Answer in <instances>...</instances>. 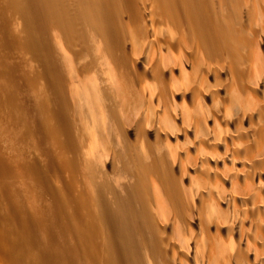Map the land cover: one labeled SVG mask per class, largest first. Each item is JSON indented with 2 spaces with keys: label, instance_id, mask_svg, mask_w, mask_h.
Masks as SVG:
<instances>
[{
  "label": "bare ground",
  "instance_id": "1",
  "mask_svg": "<svg viewBox=\"0 0 264 264\" xmlns=\"http://www.w3.org/2000/svg\"><path fill=\"white\" fill-rule=\"evenodd\" d=\"M10 1L17 7V0ZM143 1L112 0L109 17L95 11L94 0H26L24 4L31 21L49 36L43 42L32 41V48L46 63L44 76L59 100L66 83L47 65L56 40L68 50L81 83L98 90L103 82L109 95L122 93L125 101L149 109L147 120L123 130L125 152L131 154L138 144L136 158L145 159L137 160L140 185L134 196L138 205L134 219L138 217L140 223L136 230L110 236L106 243L110 261L145 264L146 251L149 258L171 264H264V137L238 117L245 110L253 113L261 98L256 101L242 78L235 90L237 107L223 109L224 101L230 104L234 97L224 90L229 85L225 76L218 74L226 70L243 74L255 59L258 43L238 14L243 0H228L236 13L226 19L219 15L225 0H151L157 30L146 23L144 39L132 45L130 21L134 24L136 11L147 6H141ZM2 42L7 48L15 45L11 40ZM101 55L111 63L102 65ZM46 112L50 118L52 111ZM14 118L16 126L23 124V130L44 143L53 134L51 125L43 129L22 116ZM64 137V145L76 153L81 137L69 128L64 129ZM32 163L30 168H37ZM112 164L101 162V172L114 173ZM84 168L87 173L88 167ZM125 180L121 171L117 183L124 185ZM2 195L8 202L7 211L0 214L5 238L13 233L23 241L20 248L5 254L12 264H88L82 245L94 230L80 214L81 202L73 214L76 233L67 230L60 237L50 230L35 241L32 235L39 220L21 207L10 190ZM161 204L166 217L159 210ZM200 211L209 223L199 222ZM172 238L180 249H171Z\"/></svg>",
  "mask_w": 264,
  "mask_h": 264
},
{
  "label": "rangeland",
  "instance_id": "2",
  "mask_svg": "<svg viewBox=\"0 0 264 264\" xmlns=\"http://www.w3.org/2000/svg\"><path fill=\"white\" fill-rule=\"evenodd\" d=\"M17 1V7H12L10 0H0V12L3 11L0 15V214H5L8 208L2 191L10 190L21 207L39 220L32 235L35 241H39L50 230L60 237L67 230L76 233L73 214L76 203L81 202L83 207L80 214L84 221L92 223L94 230L87 243L82 245L84 260L88 264H114L110 261L106 243H110V236L118 237L139 227L138 217L134 219V213L138 211L134 196L140 185L137 160H145L141 156L142 159L136 158L138 144L133 145L131 154L127 150L125 152L121 146L123 130L147 120L149 109H144L137 101H125L122 93L109 95L103 82L98 90L81 83L78 73L72 68L68 50L56 40L51 44L47 65L66 83L65 95L59 100L55 96V87L48 85L44 76L46 63L34 54L32 48V41L43 42L49 36L26 14V0ZM242 3V9L238 12L240 20L258 46L254 48L255 59L248 64V71L243 74L227 70L218 72L229 82L225 92L234 97V102L230 104L224 101L223 109L237 107L235 90H238L243 78L247 89L256 95V101L261 98V104L259 108H254L253 113L245 110L238 117L244 118L248 125L254 126L251 127L253 130L256 128L260 137H264V0H243ZM146 4L148 7H144ZM223 4L219 11L220 17L226 19L235 15V9L228 0ZM141 6L144 8L136 11L134 24L130 21L132 45L144 39L142 27L146 23L157 30L153 3L144 0ZM94 8L99 15L109 17L112 0H94ZM4 39L15 42V45L5 47L2 42ZM157 41L164 42L161 39ZM153 45L155 47L157 42ZM195 53L198 52L191 54ZM200 55L203 62L205 60L206 69H209L205 56L202 53ZM100 59L102 65L105 61L111 63L107 55H101ZM176 64L180 65L181 62ZM84 65L88 63L84 62ZM209 72L205 70L206 74ZM46 109L52 111L50 118ZM65 113L68 114L67 118L63 116ZM214 115L217 116L218 112L210 116ZM14 116H22L25 120L41 125L43 129L51 125L53 134L45 143L41 139L37 140L40 137L29 133L27 129L23 130V124L22 127L20 123L15 125L17 121ZM65 128L82 139L76 153L64 145ZM20 129L23 132L27 130L26 139L22 130L19 133ZM131 141L134 142L133 139ZM103 160L114 163L112 165L117 169L115 174L101 172ZM32 162L36 163L37 168H30L28 164ZM81 162L88 167L87 173ZM121 171L126 178L124 185L117 183ZM159 210L166 217L165 206L161 204ZM92 215L97 218H92ZM208 221L206 213L200 211L199 222L204 224ZM6 225L10 226L8 223ZM22 244L17 234L12 233L5 238L0 227V264H12L5 254L12 248H20ZM170 244L171 249H180L174 238ZM197 244L200 245L198 240ZM144 254L147 260L145 264H171L162 258H149L146 251Z\"/></svg>",
  "mask_w": 264,
  "mask_h": 264
}]
</instances>
